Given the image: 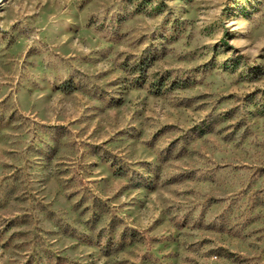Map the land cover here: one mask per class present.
<instances>
[{
	"label": "rangeland",
	"instance_id": "rangeland-1",
	"mask_svg": "<svg viewBox=\"0 0 264 264\" xmlns=\"http://www.w3.org/2000/svg\"><path fill=\"white\" fill-rule=\"evenodd\" d=\"M0 264H264V0H0Z\"/></svg>",
	"mask_w": 264,
	"mask_h": 264
}]
</instances>
